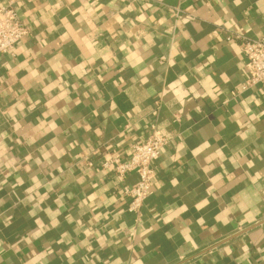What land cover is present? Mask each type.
<instances>
[{
    "label": "crops",
    "instance_id": "1",
    "mask_svg": "<svg viewBox=\"0 0 264 264\" xmlns=\"http://www.w3.org/2000/svg\"><path fill=\"white\" fill-rule=\"evenodd\" d=\"M12 1L30 32L0 54V264H264V93L227 39L264 37V0ZM153 123L136 216V174L101 162Z\"/></svg>",
    "mask_w": 264,
    "mask_h": 264
},
{
    "label": "built area",
    "instance_id": "2",
    "mask_svg": "<svg viewBox=\"0 0 264 264\" xmlns=\"http://www.w3.org/2000/svg\"><path fill=\"white\" fill-rule=\"evenodd\" d=\"M29 28L20 18L17 6L10 0L0 7V54L11 52L15 46L29 35ZM240 38V49L246 59L247 79L242 83V89L259 87L264 93V37L247 38L238 33L230 32L227 39ZM238 91H233L237 94ZM169 139L156 125L151 124L150 134L141 142L133 145L128 157L118 153L105 156L101 166L113 170L122 177L136 174V181L124 186V194L129 198L128 210L139 216L145 200L153 192L156 178L154 161L162 152ZM91 165V162H89Z\"/></svg>",
    "mask_w": 264,
    "mask_h": 264
}]
</instances>
